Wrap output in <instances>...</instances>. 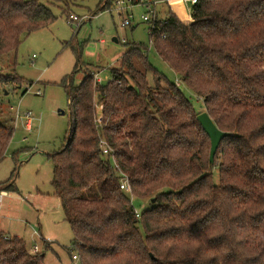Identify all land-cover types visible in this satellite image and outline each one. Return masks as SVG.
<instances>
[{
  "label": "trees",
  "instance_id": "obj_1",
  "mask_svg": "<svg viewBox=\"0 0 264 264\" xmlns=\"http://www.w3.org/2000/svg\"><path fill=\"white\" fill-rule=\"evenodd\" d=\"M83 1L0 0V59L56 19L51 4L66 14ZM155 25L152 49L228 134L211 161L198 110L149 49L130 46L106 85L92 70L75 84L74 71L62 82L70 131L52 155V185L80 264H264V0H197L189 21L169 9ZM13 132L0 121V162ZM136 199L151 204L139 215ZM0 264H45V256L0 230Z\"/></svg>",
  "mask_w": 264,
  "mask_h": 264
},
{
  "label": "rangeland",
  "instance_id": "obj_2",
  "mask_svg": "<svg viewBox=\"0 0 264 264\" xmlns=\"http://www.w3.org/2000/svg\"><path fill=\"white\" fill-rule=\"evenodd\" d=\"M116 1L85 0L66 14L58 4H51L56 19L27 35L14 57L12 54L0 59V121L14 127L0 162V188L12 183L18 189L8 191L0 201V230L5 237L23 238L27 246L38 243L48 248L42 247L45 264H67L69 250L76 252L74 233L52 185V155L60 151L70 131L71 110L62 82H68L76 71L77 84L84 72L92 70L96 82L100 77L101 85L108 84L112 69L121 67V56L132 45L149 49L152 65L177 81L175 71L150 45L151 24L141 19L148 11L147 5L120 0V8ZM170 8L182 21L189 20L190 5L184 7L181 1L156 5L161 18ZM72 13L80 18L71 25L67 18ZM125 18H130L131 25H122ZM115 37L118 42L113 40ZM177 83L199 113L206 111L200 97L182 81ZM17 110L21 115L31 111L34 121L30 129L23 117H17ZM215 181H219L217 175ZM135 204L141 212L151 205L137 199Z\"/></svg>",
  "mask_w": 264,
  "mask_h": 264
},
{
  "label": "built area",
  "instance_id": "obj_3",
  "mask_svg": "<svg viewBox=\"0 0 264 264\" xmlns=\"http://www.w3.org/2000/svg\"><path fill=\"white\" fill-rule=\"evenodd\" d=\"M172 1H181L184 4V6L190 5V7H191L190 12H191L192 7L196 3L197 0H135L134 2L132 1V3H136V4H143L144 3L147 5L148 11L146 12V14H143L141 16V19L143 21L149 22L151 24L150 29H153L156 27V25H155L156 22H158V20L161 19V17H159V15L157 14L156 5L159 3L170 4ZM116 4L120 6L123 4V1L117 0ZM120 8H123V7L120 6ZM79 18L80 17L78 15L72 13L68 16L67 22L72 25L75 22H78ZM122 25L123 26L131 25L130 18H125L124 21L122 22ZM97 78L100 82V77H97ZM29 88H28V90H29ZM37 93L41 94V91L38 90ZM17 117H23L25 119V121H26L25 124H26L27 129H30L32 127V124L34 121V116L32 115L31 111H27L26 113L21 115L19 113V111L17 110ZM100 148H101L102 155L109 157L112 166L119 171L121 189L128 192V193H131V186H130L129 177L126 173L120 171L119 164L117 162L116 155H115L116 154L115 150L103 138H100ZM2 195H3V192H0V199H1ZM136 212H137V215H139V213L141 211H139V209H138ZM30 251L32 253H38V252H40V248L37 244H34L32 246V248L30 249ZM70 251H71V249H70ZM78 263H80V256H79L77 250H76V252L71 251L70 262L68 264H78Z\"/></svg>",
  "mask_w": 264,
  "mask_h": 264
},
{
  "label": "water",
  "instance_id": "obj_4",
  "mask_svg": "<svg viewBox=\"0 0 264 264\" xmlns=\"http://www.w3.org/2000/svg\"><path fill=\"white\" fill-rule=\"evenodd\" d=\"M113 40L115 42H118V39L116 37L113 38ZM197 119L200 122L204 131L210 137V141H211L210 160L213 161L220 141L225 135L228 134V132H225L220 128H218L207 111L199 113L197 115Z\"/></svg>",
  "mask_w": 264,
  "mask_h": 264
},
{
  "label": "crops",
  "instance_id": "obj_5",
  "mask_svg": "<svg viewBox=\"0 0 264 264\" xmlns=\"http://www.w3.org/2000/svg\"><path fill=\"white\" fill-rule=\"evenodd\" d=\"M184 5V4H183ZM185 7V6H184ZM170 10H172L171 8H170ZM173 11V10H172ZM176 14V13H175ZM177 15V14H176ZM178 16V15H177ZM179 17V16H178ZM190 18H191V14H190V17H189V20H190ZM188 20V21H189ZM1 192H3V195H2V197L3 196H5L6 195V193L8 192V191H1ZM2 197H1V199H2ZM1 199H0V201H1ZM43 238H45V237H42V240H43ZM23 239V238H22ZM45 239H49V238H45ZM24 240V239H23ZM25 241V240H24ZM26 243V242H25ZM35 244H37L38 246H39V244L38 243H35ZM43 244V243H42ZM27 245V244H26ZM32 246L33 245H29V246H27L29 249H31L32 248ZM42 247H44L43 245H42ZM42 247H40L39 246V248H40V250H42ZM44 249H48V248H46V247H44ZM69 254V253H68ZM70 255V254H69ZM68 264V263H67Z\"/></svg>",
  "mask_w": 264,
  "mask_h": 264
}]
</instances>
